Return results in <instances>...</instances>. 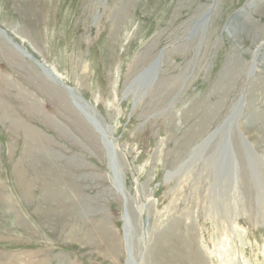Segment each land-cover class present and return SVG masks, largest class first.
Instances as JSON below:
<instances>
[{"label":"rangeland","instance_id":"374dc122","mask_svg":"<svg viewBox=\"0 0 264 264\" xmlns=\"http://www.w3.org/2000/svg\"><path fill=\"white\" fill-rule=\"evenodd\" d=\"M253 1L0 0V28L77 87L103 130L0 35V264H264V173L233 147L232 182L210 156L225 136L264 161V122L240 124L264 26L228 30L244 11L235 23H264ZM233 52L245 70L220 91ZM172 225L171 251L155 250Z\"/></svg>","mask_w":264,"mask_h":264},{"label":"bare ground","instance_id":"6f19581e","mask_svg":"<svg viewBox=\"0 0 264 264\" xmlns=\"http://www.w3.org/2000/svg\"><path fill=\"white\" fill-rule=\"evenodd\" d=\"M251 2V1H250ZM254 1L249 5L250 7L248 8V9H253V6L252 5H254ZM264 6V0H260V2L258 3V5L257 6H255L254 7V9H256V10H254L256 13H259L263 8ZM253 10H251L252 12H253ZM246 12L244 11V12H242L241 14H239V15H244ZM217 14H215V16H216ZM238 15V16H239ZM238 16H236L235 18H233L232 20H231V22H230V24H229V26H228V30H229V32H230V34L231 35H236V36H238L240 33H249V32H253L254 30H257V29H259L261 26H264V23L262 22H258V21H256V20H254V19H252V18H245L244 19V21L243 22H236L235 23V21H237L236 19H237V17ZM208 17V16H207ZM210 17H211V15H210ZM213 17V16H212ZM218 17V16H217ZM214 18V17H213ZM212 18V19H213ZM207 19V18H206ZM206 19L204 18V20H203V22H202V24L203 25H205V23H206ZM242 27V29H238V28H241ZM261 29H263L264 30V28H261ZM252 34V33H251ZM0 35H2L14 48H15V50H17L19 53H21L23 56H26L27 58H29L30 60H32V61H34L44 72H46L47 74H48V76L50 77V79L52 80V81H54V82H56V83H58L59 85H61V86H63L65 89H66V91H67V93H68V95H69V97H70V99H71V101L73 102V104L75 105V107H76V109L77 110H79V112L82 114V116L87 120V122L99 133V134H102L103 133V130H102V128L100 127V125H99V120L97 119V117L95 116V114H94V105L92 104V103H90V102H88V101H86V100H84L83 99V97L81 96V94H80V92H79V90L77 89V87H71V86H68L67 84H65L64 82H63V80H62V78H61V75L59 74V72L57 71V70H55L54 68H49V67H47L46 65L44 66L43 64H41V63H38V62H36V60L28 53V52H26L25 51V49L23 48V47H21V46H19V45H17L12 39H11V37H8L7 35H5V33L1 30V28H0ZM255 41V40H254ZM264 46V45H263ZM261 48V47H260ZM262 56H264V55H262ZM263 60V59H262ZM158 63V62H157ZM157 63H156V61H153L152 63H150L149 64V66L148 67H150V69H154V67H156L157 66ZM257 63V62H256ZM258 64H259V61H258ZM260 64H264V62H260ZM226 66H225V68L223 69V72L220 74V77H219V79H218V82L217 83H219V85L218 86H220V91H223V90H225V89H227L231 84H232V82H233V77H235L236 75H238V74H241V72L243 71V70H245V62H244V60L240 57V55L239 54H237V53H235V52H233V53H230L229 55H228V63H226L225 64ZM147 67V68H148ZM255 69V68H254ZM264 69V68H263ZM263 69H262V71H260V73L261 74H259L258 75V77L257 78H255V79H253L252 80V82H251V84H250V87H249V89H248V91H247V95H246V97H245V99H246V110L245 111H247L246 113H247V116L249 115V112H251L250 113V115L248 116L249 118L246 120V122H241L240 124L242 125V128H247V127H250V126H253V125H255V124H257L258 122V124H260L261 122L260 121H262V122H264V110H262V109H253L252 107H251V105L247 102V99H249L248 97L250 96L251 98H252V100H251V103H254L255 101H258V99L257 100H255V98H259V100L260 99H263V103H264V77H262L263 75H264V71H263ZM154 70H151V71H148L147 73H144L143 75V77H142V79H144L145 81H147V83H151V81L152 80H154ZM144 85V84H143ZM145 85H146V83H145ZM225 85V86H224ZM232 87V86H231ZM259 92H260V97L258 96V94H259ZM258 96V97H257ZM255 100V101H254ZM261 102H262V100H261ZM211 107V106H210ZM209 110V109H208ZM211 111V110H210ZM229 115V114H228ZM228 115H227V117L226 118H228ZM232 116V115H231ZM230 118V117H229ZM257 124V125H258ZM220 127H221V125H220ZM254 127H257V126H254ZM104 129H105V127H103ZM218 129H219V126L217 127ZM218 129H216L215 128V130L213 131V132H211V133H209L201 142H199L194 148H193V150L192 151H195V150H197V148L199 147V146H201V145H203L204 144V142L206 141V140H208V138H209V136H211V137H213L216 133H217V131H218ZM230 129H228V131H229ZM237 131L239 132V134H240V136L245 140V135H243L242 134V132L237 128ZM229 132H231V131H229ZM109 134V133H108ZM107 135V133L105 134V136ZM231 135V134H230ZM109 136V135H108ZM236 139L237 138H235V142L232 140V142H230V139H228L227 137H221V140H220V147L218 148V149H213V151L210 153V156H215V158H216V160H217V157H218V155H219V153H221L222 155V157H223V159H219V161H218V166L220 167V166H223V170H224V176H226L228 179H230L232 182L233 181H237L238 182V172H237V167L234 165V158H233V154H234V150H233V147L235 148L236 147V151L238 152V154H240L239 156V158H240V160H242L244 163H245V165H246V163H247V165H246V169H249V171L250 172H253V173H255V175H254V177H256V176H258L256 173H258L259 171H261L260 172V174H262V173H264V168H263V163H264V161L262 160V158H260V159H257V156H256V153H257V151H256V153H254L255 152V149H253V147H252V145H250V146H248V147H246L245 148V145H244V143L243 144H241L240 143V141L237 139V143H236ZM243 141V140H242ZM245 142H246V144L248 143V140L246 139L245 140ZM236 143V144H235ZM243 146V147H242ZM242 148H244L243 150H242ZM252 149H253V151H252ZM243 152H242V151ZM241 153H242V155H244V153H247V155H244V156H242L241 155ZM112 156V155H111ZM245 157V158H244ZM259 160V161H258ZM111 168V167H110ZM240 172V171H239ZM250 174V173H249ZM248 174V175H249ZM240 175H241V173H240ZM247 173H244V175H243V177L244 178H246L247 176ZM118 177V176H117ZM240 178V177H239ZM116 180V179H115ZM117 180H118V178H117ZM119 182V181H118ZM118 182H115L116 183V186L119 188L120 186H119V183ZM234 182V183H235ZM119 191V190H118ZM126 192V191H125ZM127 201H128V199H127ZM125 217H126V212H125ZM130 220V219H129ZM175 226H177V224L175 225ZM179 226V225H178ZM173 229H174V232H175V228L173 227V225L171 226V227H168L166 230H164L159 236H157V239H156V244H155V247H156V249H155V247H154V249L155 250H159V249H157L158 248V243H160V246L162 247V248H164L165 250H167V248H168V244L167 243H165L167 240H168V237H170V236H173V235H175V233L173 234L171 231H173ZM177 232V231H176ZM171 233L173 234V235H171ZM132 235V234H131ZM177 236V235H176ZM184 236V235H183ZM175 237V236H174ZM179 237V239H182L183 240V242H182V240H180L182 243H184V242H186L187 241V238H185V237H183V238H181L182 236L180 235V236H178ZM173 239H175V238H173ZM184 239H186V241H184ZM190 240V239H189ZM168 241H170V240H168ZM179 241V242H180ZM87 242V241H86ZM173 243H175L174 241H172ZM172 242H171V245H172ZM83 243V242H82ZM177 243H178V241H177ZM176 243V244H177ZM189 243V242H188ZM187 243V244H188ZM175 244V245H176ZM175 245H173V246H175ZM164 246V247H163ZM180 246H182L181 244H180ZM185 246H186V244H185ZM176 247V246H175ZM177 248V247H176ZM183 248V247H182ZM177 249H181L180 247H179V245H178V248ZM162 250V249H161ZM168 250H169V248H168ZM174 250H176V249H174ZM182 250V249H181ZM160 251V250H159ZM158 251V252H159ZM169 251H171V250H169ZM180 251V250H179ZM162 252V251H161ZM160 252V253H161ZM173 252V251H172ZM177 252V251H176ZM181 252V251H180ZM152 255H150V256H152V259H153V261H155L154 260V253H153V251L152 252H150ZM169 254L171 255V253L169 252ZM173 254V253H172ZM176 254V253H175ZM174 254V255H175ZM178 254V253H177ZM177 254L175 255V257H177ZM181 254V253H180ZM162 255H163V253H162ZM166 255H168V254H166ZM173 256V255H172ZM142 257V256H141ZM162 257V256H161ZM166 256H164V258H165ZM167 257H170V256H167ZM174 256H173V258H171L172 260H174V258H175ZM163 258V257H162ZM182 258V257H181ZM184 258V257H183ZM197 258V257H196ZM132 259V258H131ZM156 259V258H155ZM176 259H178V258H176ZM176 259L174 260V261H176ZM195 259V258H194ZM164 260V259H163ZM163 260H161V261H163ZM181 260V259H180ZM186 260V259H185ZM189 260V259H188ZM130 261V260H129ZM168 261H170V260H167V262ZM178 261V260H177ZM196 261V260H195ZM164 262H165V260H164ZM167 262H166V264H167ZM181 261H179V263H180ZM198 262V261H197ZM130 263V262H129ZM128 263V264H129ZM178 263V264H179ZM183 263V262H182ZM186 263V262H185ZM142 264V263H141ZM175 264H176V262H175ZM194 264V263H193Z\"/></svg>","mask_w":264,"mask_h":264},{"label":"water","instance_id":"95a60500","mask_svg":"<svg viewBox=\"0 0 264 264\" xmlns=\"http://www.w3.org/2000/svg\"><path fill=\"white\" fill-rule=\"evenodd\" d=\"M4 33H5V35H6V32L3 30V29H1Z\"/></svg>","mask_w":264,"mask_h":264}]
</instances>
